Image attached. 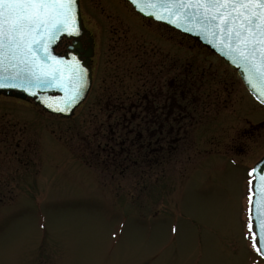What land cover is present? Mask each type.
Segmentation results:
<instances>
[{
	"label": "rangeland",
	"instance_id": "rangeland-1",
	"mask_svg": "<svg viewBox=\"0 0 264 264\" xmlns=\"http://www.w3.org/2000/svg\"><path fill=\"white\" fill-rule=\"evenodd\" d=\"M80 4L95 59L91 89L73 117L0 97V264H264L246 237L264 107L220 59L136 17L123 0ZM159 50L201 114L156 167L104 169L88 148L103 147L102 127L120 119L121 99L129 94L124 104H132L133 90L155 87L151 54Z\"/></svg>",
	"mask_w": 264,
	"mask_h": 264
},
{
	"label": "water",
	"instance_id": "water-1",
	"mask_svg": "<svg viewBox=\"0 0 264 264\" xmlns=\"http://www.w3.org/2000/svg\"><path fill=\"white\" fill-rule=\"evenodd\" d=\"M126 2L141 17L163 24L219 56L226 65L236 71L242 84L254 100L264 106V78H262L260 71V65L264 63L261 60L264 52L257 47L254 54L248 55L247 51L243 50L241 46L244 51V55H242L241 51L237 50L234 34L229 33L227 30L230 26L229 24L222 23L221 20H214L209 23L206 19L204 8L173 6L181 2L185 5L197 3L213 4L225 3L227 0H138V3H133V0H126ZM74 7L80 35L68 36L60 33L56 39L50 42L48 51L51 56L63 59L66 65L72 64L73 56L79 59L81 66L85 70L83 87L77 91L76 85L72 82L73 69L61 66L60 79L56 82L43 84L38 87L35 83L29 85L27 80L19 79L14 81V83L24 84V87H2L0 88V96L31 103L51 116H58L62 119L73 117L75 110L85 101L91 88L90 61L93 55L91 48L83 51L80 42H78V39L86 34V31L82 25L79 0H76ZM227 11V9L221 8H209L207 10L208 15H221ZM217 24L221 26L218 28L216 27ZM62 39L72 40V44L67 48L68 52L65 55L55 51ZM36 55L42 64H47L45 53L42 50H37ZM244 56H248V58L245 59ZM15 71L16 69L7 64L0 67V82L8 84ZM73 96L75 97L74 100L71 99ZM59 109L65 110L60 111ZM252 176L253 194L250 203V218L256 247L260 249L258 253L264 260V233H262L261 229V223L264 222V179H262L264 177V156L254 165Z\"/></svg>",
	"mask_w": 264,
	"mask_h": 264
},
{
	"label": "snow or ice",
	"instance_id": "snow-or-ice-1",
	"mask_svg": "<svg viewBox=\"0 0 264 264\" xmlns=\"http://www.w3.org/2000/svg\"><path fill=\"white\" fill-rule=\"evenodd\" d=\"M133 3H138V0H133ZM75 4L76 0H0V67L7 64L16 69L8 84L0 82V88L24 87V84L14 83L19 79L27 80L29 85L35 83L38 87L51 84L60 79L61 66L73 69L72 82L77 91L83 87L85 70L79 59L73 56L72 64L66 65L63 59L51 56L48 51V45L58 34L80 35ZM173 6L204 8L209 23L221 20L222 23L229 24L227 30L234 34L237 50L241 51L242 55L243 50H246L248 55L254 54L257 47L264 52V0H227L225 3L187 5L181 2ZM209 8L228 11L221 15H208ZM220 26L216 25L218 28ZM37 50L45 53L47 64L40 62L36 55ZM244 58L247 59L248 56ZM261 60L264 61V55ZM260 71L264 78V63L260 65ZM71 99L74 100L75 97ZM261 229L264 233V222L261 223ZM257 251L260 249L257 248Z\"/></svg>",
	"mask_w": 264,
	"mask_h": 264
},
{
	"label": "flooded vegetation",
	"instance_id": "flooded-vegetation-1",
	"mask_svg": "<svg viewBox=\"0 0 264 264\" xmlns=\"http://www.w3.org/2000/svg\"><path fill=\"white\" fill-rule=\"evenodd\" d=\"M136 17L138 16L136 15ZM140 19L144 20L142 18ZM147 22L152 23L150 21ZM166 31L170 33L173 32L168 29H166ZM92 36L93 34L90 31V37L84 34L82 37L78 39V42H80L83 51H87L89 48H91L93 51V55L91 57V66H93V61L95 59V50H94L95 43L94 40H92L93 39ZM71 44H72V40H63L58 46L57 52L60 53L61 55H65L68 52L67 50L68 46H70ZM160 52L161 51L159 50L157 55L151 54L152 56L157 57L156 60L157 67L156 66L155 67L159 69L160 79L158 80L157 83L153 84V86L155 87L146 90L145 89L146 87H144L145 86L144 83L143 89L138 88L136 90H133L134 94L132 96L136 100H134L132 104L129 105L124 104L126 103V101H129L128 100L130 97L129 94L126 96L127 99L126 98L125 100L121 99V102L123 103L124 106L122 107L125 108V110L122 112L121 116L119 115L117 116V117H122L124 122L128 124L126 126L128 129L127 130L128 134L138 133L142 135V139L144 143L147 144L149 148L150 146L151 147L154 146V149L158 151L165 150L166 148H170V150L176 149V145L178 142V135L186 134L188 131V128L185 127L187 123L190 125L192 122H194V120L198 117V115L201 114V112L198 111V109L196 108V103H194V100L192 99L193 98L192 92H190V90L187 92H184L182 90L179 91V87L181 86V84L178 85L176 70L173 69L175 63H173L171 59H169V63H167L168 59L166 60L164 57L159 56ZM153 53L155 54L156 52L153 51ZM206 53L209 52L206 51ZM143 55L145 57L146 54L143 53ZM141 60L143 61L145 59L144 58H141L140 60L137 59V61L139 62ZM145 64L146 62L143 61V63L139 66L140 72L138 73L137 76L142 74V70L145 68ZM166 67H169L168 71L166 70ZM162 70L164 71V73L169 74L170 76L169 80L164 79L166 76L163 77ZM92 75H93V69H92ZM129 75L131 77L134 76L133 73L131 74L129 73ZM126 88L129 90L128 85L126 86ZM152 91H154V93ZM125 92L126 90L124 88V93ZM150 93H153V95H150ZM137 119L139 120L137 126L131 127L130 126L131 122Z\"/></svg>",
	"mask_w": 264,
	"mask_h": 264
},
{
	"label": "trees",
	"instance_id": "trees-1",
	"mask_svg": "<svg viewBox=\"0 0 264 264\" xmlns=\"http://www.w3.org/2000/svg\"><path fill=\"white\" fill-rule=\"evenodd\" d=\"M124 123L122 117L116 123L112 121L109 124L108 122L105 128L102 127L106 131L104 133L106 136L103 138L107 139L103 147L96 146L94 150L88 148L87 153L92 152L91 155L95 163L104 169L111 167L116 171L119 170L120 173H124L129 166H136L137 168L140 165V168L145 171L149 170L150 166L156 167L160 160L171 157L175 152L170 148L162 151L155 150L154 146L149 148L144 143L142 135L138 133L128 134L125 126L123 127ZM81 157L88 167H95L90 158L88 159L84 155Z\"/></svg>",
	"mask_w": 264,
	"mask_h": 264
},
{
	"label": "bare ground",
	"instance_id": "bare-ground-1",
	"mask_svg": "<svg viewBox=\"0 0 264 264\" xmlns=\"http://www.w3.org/2000/svg\"><path fill=\"white\" fill-rule=\"evenodd\" d=\"M84 39V38H83Z\"/></svg>",
	"mask_w": 264,
	"mask_h": 264
}]
</instances>
